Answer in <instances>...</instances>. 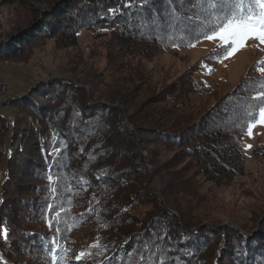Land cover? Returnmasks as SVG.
Here are the masks:
<instances>
[{
  "label": "trees",
  "instance_id": "obj_1",
  "mask_svg": "<svg viewBox=\"0 0 264 264\" xmlns=\"http://www.w3.org/2000/svg\"><path fill=\"white\" fill-rule=\"evenodd\" d=\"M237 3L51 0L0 39L1 64L29 61L50 42L77 48L90 34L106 63L89 77L35 83L6 103L12 122L0 113V264H264V213L241 225L246 235L233 223L202 226L199 214L245 175L264 59L226 94L199 75L223 48L170 84L149 67L207 40ZM254 153L264 157V146Z\"/></svg>",
  "mask_w": 264,
  "mask_h": 264
},
{
  "label": "rangeland",
  "instance_id": "obj_2",
  "mask_svg": "<svg viewBox=\"0 0 264 264\" xmlns=\"http://www.w3.org/2000/svg\"><path fill=\"white\" fill-rule=\"evenodd\" d=\"M49 1L51 0H19L14 6L0 8V39L7 37L31 20L33 9H40ZM92 41L90 34H84L79 47L72 49H58L50 42L36 49L29 61L1 63L0 83L8 86V94L0 95V99H6L0 100L4 102L0 113L9 121H14L18 116L16 108H10L6 106V103L13 98H23V94L35 83L51 78L89 77L93 70L103 68L106 64L105 57L102 53L93 51ZM221 49L218 40H205L193 47L160 55L149 64V67L152 72H155V76L162 79V82L170 84L184 72L192 69L203 56ZM262 59H264V44H260L258 40L249 39L235 54L222 62L212 63L199 75L208 84H217L220 91L226 94L247 75L254 62ZM209 69L212 71L209 72ZM89 91L87 87V92ZM29 124L35 131L39 129L38 121L30 118ZM40 141L43 143L44 138H40ZM244 141L246 143L243 150L245 175L236 179L233 189H225L219 194H214V198L209 197L202 204L199 214L206 218L202 226L210 225L211 221H219L222 222L220 225L233 223L240 230L243 223L252 222L253 226H257L262 220L260 215L264 213V157L259 159L254 152L259 146H264V125L257 123L252 129V135L247 133ZM248 145L251 147H247ZM19 146L20 144L15 148ZM2 153L8 155L7 150H2ZM149 170L152 171V168ZM3 180L4 173L0 171V187Z\"/></svg>",
  "mask_w": 264,
  "mask_h": 264
},
{
  "label": "snow or ice",
  "instance_id": "obj_3",
  "mask_svg": "<svg viewBox=\"0 0 264 264\" xmlns=\"http://www.w3.org/2000/svg\"><path fill=\"white\" fill-rule=\"evenodd\" d=\"M257 8L259 10L255 11L254 9ZM202 35L204 39L219 41V47L224 49V52L217 57L220 62L235 54L236 51L244 46L245 41L249 39L258 40L260 44H264V0H251L247 4H245L244 0H239V3L234 8H230L226 12L223 19L219 20L211 29ZM199 38L197 36V41ZM211 71L209 69V72ZM258 71L264 73V67L259 68ZM254 99L264 103V91H261ZM257 123L264 125V107L259 109V119L249 124L248 135H252V129L256 127ZM247 147L250 148L251 145ZM49 208L51 209V205H49ZM54 214L56 216L60 215L59 211H56ZM49 227H53L51 222L49 223ZM2 234L5 239L8 238L6 228L2 230ZM84 255V253H81L77 259H82ZM53 259H55V256H53Z\"/></svg>",
  "mask_w": 264,
  "mask_h": 264
},
{
  "label": "bare ground",
  "instance_id": "obj_4",
  "mask_svg": "<svg viewBox=\"0 0 264 264\" xmlns=\"http://www.w3.org/2000/svg\"><path fill=\"white\" fill-rule=\"evenodd\" d=\"M2 84L3 83H0V95L1 94H4V95H6V93H7V89H8V86L6 85V84H4L3 86H2ZM8 94V93H7ZM2 96V95H1ZM9 97V96H8ZM4 102L3 101H0V108L2 107V104H3Z\"/></svg>",
  "mask_w": 264,
  "mask_h": 264
},
{
  "label": "built area",
  "instance_id": "obj_5",
  "mask_svg": "<svg viewBox=\"0 0 264 264\" xmlns=\"http://www.w3.org/2000/svg\"><path fill=\"white\" fill-rule=\"evenodd\" d=\"M5 83L2 84V86L4 85ZM0 100H6V99H0ZM3 108H0V111L2 110Z\"/></svg>",
  "mask_w": 264,
  "mask_h": 264
},
{
  "label": "water",
  "instance_id": "obj_6",
  "mask_svg": "<svg viewBox=\"0 0 264 264\" xmlns=\"http://www.w3.org/2000/svg\"><path fill=\"white\" fill-rule=\"evenodd\" d=\"M149 169H151V167H149ZM240 232H241L242 234H245V235H246V233H244L243 231L240 230Z\"/></svg>",
  "mask_w": 264,
  "mask_h": 264
}]
</instances>
